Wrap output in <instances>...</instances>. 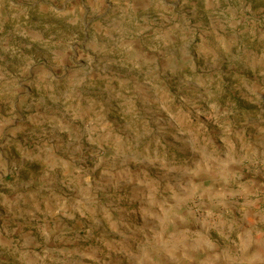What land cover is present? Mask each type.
Masks as SVG:
<instances>
[{
  "label": "rangeland",
  "instance_id": "374dc122",
  "mask_svg": "<svg viewBox=\"0 0 264 264\" xmlns=\"http://www.w3.org/2000/svg\"><path fill=\"white\" fill-rule=\"evenodd\" d=\"M0 264H264V0H0Z\"/></svg>",
  "mask_w": 264,
  "mask_h": 264
},
{
  "label": "crops",
  "instance_id": "0c3cea01",
  "mask_svg": "<svg viewBox=\"0 0 264 264\" xmlns=\"http://www.w3.org/2000/svg\"><path fill=\"white\" fill-rule=\"evenodd\" d=\"M257 213H259V212H257ZM253 244V243H252ZM259 245H261L260 246V250L262 249V244H260V243H258ZM260 250H258V251H260ZM261 252V251H260ZM262 258H258V260L260 261ZM258 260H256V261H258Z\"/></svg>",
  "mask_w": 264,
  "mask_h": 264
}]
</instances>
